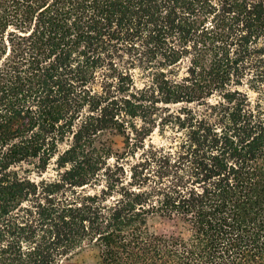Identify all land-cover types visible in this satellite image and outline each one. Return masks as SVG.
<instances>
[{"label": "trees", "instance_id": "1", "mask_svg": "<svg viewBox=\"0 0 264 264\" xmlns=\"http://www.w3.org/2000/svg\"><path fill=\"white\" fill-rule=\"evenodd\" d=\"M85 249L264 264V0H0V264Z\"/></svg>", "mask_w": 264, "mask_h": 264}, {"label": "rangeland", "instance_id": "2", "mask_svg": "<svg viewBox=\"0 0 264 264\" xmlns=\"http://www.w3.org/2000/svg\"><path fill=\"white\" fill-rule=\"evenodd\" d=\"M141 79L137 80L139 87L143 86ZM106 139L115 143V146H121V137L118 135H107ZM153 232L158 234H172L182 231V225L161 217H154L149 222ZM65 264H97V255L93 249H85L74 254Z\"/></svg>", "mask_w": 264, "mask_h": 264}]
</instances>
